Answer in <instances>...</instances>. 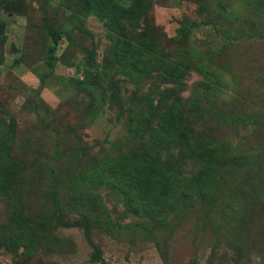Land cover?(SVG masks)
<instances>
[{
  "label": "rangeland",
  "instance_id": "rangeland-1",
  "mask_svg": "<svg viewBox=\"0 0 264 264\" xmlns=\"http://www.w3.org/2000/svg\"><path fill=\"white\" fill-rule=\"evenodd\" d=\"M228 1L232 13L223 19L211 12L209 23L195 0H158L152 11L163 49L191 60L181 92L185 107L197 82L206 79L214 85L210 98L199 104L213 106L220 115L198 116L196 110L192 115L197 134L214 143L223 157L194 203L179 201L159 214V221L128 211L108 172L94 173L137 144L131 112L138 116L150 108L147 97L156 106L161 89L175 85L122 73L111 59L104 21L82 16L71 0H25L21 12L2 11L0 143L11 152L16 178L7 193L0 191V225L15 214L37 221L51 206L54 186L65 208L73 203L71 218L66 212L65 220L81 218L94 198L110 216L92 229V240L101 249L98 261H91L94 248L81 227L54 229V221L37 233L36 256L27 264H264V7L256 10L255 0ZM43 4L49 23L69 32L56 47L53 73L46 62L51 41L40 27ZM185 20L204 24L182 44L178 30ZM78 24L89 32H81ZM86 48L97 51L101 70L91 91L76 82L89 74L86 70L96 71L85 62ZM254 116L258 123L251 122ZM154 123L146 116L134 120L136 127ZM158 156L168 176L192 177L201 164L176 145ZM17 255L0 247V264H17Z\"/></svg>",
  "mask_w": 264,
  "mask_h": 264
},
{
  "label": "trees",
  "instance_id": "trees-1",
  "mask_svg": "<svg viewBox=\"0 0 264 264\" xmlns=\"http://www.w3.org/2000/svg\"><path fill=\"white\" fill-rule=\"evenodd\" d=\"M195 1L205 12L204 23L212 22L210 19L211 12H216L223 19L232 13L233 4L228 0ZM157 2L158 0H71L70 3L71 7L82 16L95 15L104 21L110 40L111 59L114 64L118 65L122 73L148 78L154 77L165 86L168 84L175 85L166 87L164 90L160 88L162 96L156 106L153 98L147 97L150 108L146 111L141 110L138 116H146L148 121L155 118L154 124L136 127L134 120L138 116L131 112L132 130L137 137V144L130 150L107 159L109 161L94 173V175L101 176L104 170L108 172L109 181L119 191L128 211H132L141 217L146 216L159 221L161 220L159 214L166 213L179 201L188 199L189 204H193L195 193L210 186L213 180L211 177L215 172L214 168L223 160V157L220 151L214 147V143L202 139L197 134L194 128L196 117L192 115V110H196L198 116H202L204 112L220 115L212 105V108L209 109L199 104L202 98L204 100L210 98L214 85L206 79L197 82L194 85L192 95L185 101L187 108L185 107L181 92L185 89V79L190 71L191 60L181 57L174 58L163 49L161 27L155 25L152 20V11ZM254 2L258 3L255 6L256 10L264 7V0H255ZM25 6V0H0V17L3 10H7L10 15L21 12ZM41 6L43 23L40 27L51 41L46 47V62L49 71L53 73L58 63L56 47L65 35L68 36L69 32L60 25L56 26L49 23L45 5ZM204 23L195 20L182 21L178 30L179 42L186 44V40L194 28ZM77 26L81 32H89L83 24ZM4 29V26L1 25L0 31ZM94 49L96 50V48ZM85 50L87 52L86 64L89 67H95L96 71L92 68L86 70L89 71V74L86 73L83 79L76 78V82L83 85L86 90L91 91L95 79L98 78L94 75L100 74L101 70L96 64L97 51L91 50L89 52L87 48ZM2 62L3 54L0 52V64ZM92 77H94L93 81H91ZM43 82L44 78L41 77L39 90L44 86ZM202 89L205 90L204 93ZM131 109L135 108L128 110ZM250 119L253 123L259 121L257 116ZM172 145L180 146L187 156L195 158L201 163L199 171L195 175L192 177L176 175L177 177H175L173 174L170 176L165 174L162 166L158 163V155L163 148ZM180 155L182 156V151H180ZM51 174L56 180L54 168H51ZM15 178L16 166L12 160L11 152L1 142L0 191L7 193L12 188ZM57 193L58 188L54 186L51 194V206L48 212L39 215L38 222L15 214L9 216L8 220L0 225V247H6L14 254H18L17 264H27L36 256L34 254L37 250V233L41 228L48 227L46 222L54 221V229L62 224L81 227L94 248L91 261L95 262L100 259L101 249L92 240L91 233L94 226L100 223V220L105 223L103 220L105 216L109 219L106 205L98 198H94L88 204L87 211L81 218L72 217L73 219L65 220L66 212L71 218L70 206L72 207L73 203L69 202L68 209L65 208ZM199 196L203 197L201 194ZM76 200L79 202V197H76ZM110 223L111 221L107 225ZM56 238L59 237L56 235ZM21 248H23L22 251H20Z\"/></svg>",
  "mask_w": 264,
  "mask_h": 264
}]
</instances>
